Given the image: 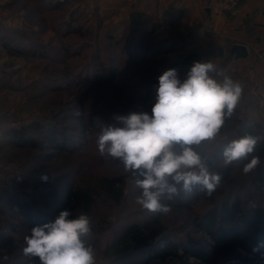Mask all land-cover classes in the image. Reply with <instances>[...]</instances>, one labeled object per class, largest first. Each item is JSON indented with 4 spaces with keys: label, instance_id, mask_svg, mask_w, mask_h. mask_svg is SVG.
<instances>
[{
    "label": "rangeland",
    "instance_id": "1",
    "mask_svg": "<svg viewBox=\"0 0 264 264\" xmlns=\"http://www.w3.org/2000/svg\"><path fill=\"white\" fill-rule=\"evenodd\" d=\"M58 1L62 5L54 9L53 3ZM120 1L0 0V124L4 126L0 136V191L7 192L0 201V226L9 219L18 226L15 232L5 230L3 237L12 235L19 239L30 232L31 222L36 221L31 218L30 224L22 222L25 218L20 220L14 213L21 206L10 203L11 198L20 199L24 206L30 203L34 215L41 217L44 211L51 222L62 211L65 192L72 187L95 183L102 176L127 174L113 158L99 153L97 138L101 128L105 123H112L115 115L141 111L144 105L155 102L158 77L165 71L176 69L183 80L194 62L210 61L222 75L231 76L242 85L241 98L231 117H226L220 133L197 148L210 172L219 174L217 169L221 167L231 171L230 177L221 180L210 195L213 204L202 195L206 191L195 187L189 196L194 198L200 191L197 199L180 198L176 205H169L171 210L166 214L149 212L136 202L141 193L137 180L128 178L126 198L122 202L102 196L89 213L76 215L86 214L91 219L92 234L88 241L94 247L96 264H202L197 254L187 253L182 247L177 254L165 250L163 255L150 258L148 249L130 248L123 231L133 223L159 216L175 242L196 248L214 244L213 236L199 231L194 222L215 203L228 199L232 203L240 197V211L247 219L254 207H264L261 182L264 162L261 160L250 173L243 171L251 156H257L256 148L248 158L230 165L224 164L222 156L228 143L250 134L255 124L264 130V76L258 69L259 63L264 64V58L260 53L253 59L237 60L229 53L227 42L213 38L212 28L201 30L200 22L189 28L178 17L162 24L156 14L149 24L145 14L136 12L133 17L132 4L125 9L127 17L117 20ZM69 20H74L72 26ZM77 27H81L80 31H75ZM5 43L32 53L28 57L12 55ZM218 46L225 48L224 55ZM101 66L114 70L116 81L124 88L120 100L113 92L92 82H77L78 73L91 71L93 74ZM211 75L222 78L216 73ZM58 86L60 89H53ZM54 109L58 112L56 116L52 113ZM82 116L90 127L85 134H82ZM35 123H40L48 133L53 126L60 131V138H63L62 129L70 132L68 145L78 143L75 151L71 155L65 151L49 161L45 156L53 148L39 149L42 158L23 169L34 149L30 145L22 149L12 145L10 131L24 128L43 142L42 136L28 127ZM214 156L219 162L216 169L209 161ZM42 175H47V180H42ZM256 227L255 223L249 231ZM251 237L240 239L245 241ZM243 243L239 242L231 255H239L253 264H264L258 252L264 248V237L255 242L252 250H247ZM4 257L0 250V264L13 261Z\"/></svg>",
    "mask_w": 264,
    "mask_h": 264
},
{
    "label": "clouds",
    "instance_id": "2",
    "mask_svg": "<svg viewBox=\"0 0 264 264\" xmlns=\"http://www.w3.org/2000/svg\"><path fill=\"white\" fill-rule=\"evenodd\" d=\"M213 73L222 75L210 61L194 62L183 80L176 69H169L158 77L151 113L115 115L101 128L99 153L119 161L124 172L141 177L136 181L141 189L136 202L144 210L166 214L171 209L164 201H173L181 191L191 193L199 187L211 195L220 184L221 176L209 171L197 148L220 133L241 98L242 85L231 76L218 79ZM3 128L0 124V136ZM260 140L251 134L232 140L223 149L224 164L248 158ZM260 164L259 157L251 156L243 171L250 173ZM91 234L88 215L73 218L65 209L54 221L33 227L24 237L22 252L37 258L38 264H96L88 241Z\"/></svg>",
    "mask_w": 264,
    "mask_h": 264
},
{
    "label": "trees",
    "instance_id": "3",
    "mask_svg": "<svg viewBox=\"0 0 264 264\" xmlns=\"http://www.w3.org/2000/svg\"><path fill=\"white\" fill-rule=\"evenodd\" d=\"M62 5V1H58L53 3V8H59ZM74 21V20H72ZM72 21H68L70 26ZM81 27H77L75 31H80ZM5 45L9 48V53L12 55H24L29 56L32 53L31 51L11 46L9 44ZM71 76L73 74H70ZM69 75V76H70ZM68 76V77H69ZM77 77V75L75 76ZM81 82H92L99 88L107 89L113 92V95L117 99H121L124 93V88L116 81L114 70L108 69L101 66L98 70L92 72H85L84 74L78 73V81ZM78 83V84H79ZM2 83H0V87ZM53 89H60V87H55ZM154 102L148 103L141 108V111H147L151 113V107ZM53 116H56L58 112H54ZM231 117V116H228ZM82 121V134H85L90 131V127L86 124L85 117H80ZM84 124V125H83ZM29 129H33L37 131L43 138L35 137L31 135L24 128L13 129L10 131L12 145L17 146L19 148H24L25 146L30 145L32 149H34L32 156L26 160V163L22 165V168L25 169L27 165L36 164L39 159L42 158V155L38 152L39 149H52L50 153H46V160L51 161L56 158L59 154H63V152L67 151L69 155L75 151L78 143L72 144V147L68 145L69 133L62 129L61 133L63 138L58 136V129L51 126V132L43 131L42 125L40 123H35ZM255 129L250 130V134L254 136L261 137V140L256 145V153L257 157L260 158L264 162V130L263 127L259 124L254 125ZM84 138V137H83ZM6 143V142H5ZM45 155V154H44ZM68 156V155H66ZM116 163L119 164V161L115 160ZM212 167L216 169L218 167L217 157H211L209 159ZM219 175L221 176V180L226 181L230 175V169H225L223 167L218 168ZM131 178L133 180L141 179L138 175H133L131 173H127L124 175L118 176H102L95 183H84L79 186H74L72 189L65 192V202L62 210L68 209L73 212V218L76 217L78 212L89 213L92 207L95 205L96 200L102 196L107 197L115 202H122L126 198L125 188L127 186V180ZM264 184V178L261 180ZM197 188V187H196ZM201 192H197L194 198H190L189 195L191 193L180 192L179 196H177L173 201H164L165 204L168 205H176L177 201L180 198H185L188 200L197 199L200 196ZM7 195V192L4 190L0 191V201L2 197ZM209 204H213V200L210 198L206 192L202 193ZM211 199V200H210ZM10 203L19 204L21 206L20 209L14 210V213H17L18 218H25L22 222L31 221V218H36L35 222H31L32 228L35 226H40L49 221L45 217V212H42V216L34 215L30 211V203L23 205L22 201L17 198H11ZM188 204L189 202H184ZM181 203V205H184ZM241 207V198L236 197L234 201L231 203L230 200L223 201L222 203L214 204V206L210 207L206 211V213L201 218H196L195 226L199 231H205L209 233L214 238V244H204L199 247H192L187 243H177L175 242L168 233V229L161 217H149L144 219L141 222L133 223L129 227H127L123 231V236L130 246L133 249H148L149 257L153 258L155 256H160L165 253V250H169L172 254H177L179 252L180 247L185 250L187 253L197 254L203 263L202 264H253L243 259L239 255L235 257L232 254L235 250V246L240 242H244L243 244L246 246L247 250H252V247L255 242L259 241L260 238L264 237V207L256 206L253 208V212L249 219L243 217L240 211ZM1 208V207H0ZM40 210V209H39ZM43 210H45L43 208ZM1 211V210H0ZM40 217V218H39ZM14 218V217H13ZM55 219V218H54ZM54 219L52 221H54ZM51 221V222H52ZM257 224L256 229H251V226ZM243 226V228H241ZM10 230L11 232H15L18 230V226L12 222V220H5L4 224L0 226V250L3 251L4 255L7 258H13V261L10 264H38L37 258H29L24 256L22 249L24 247V237L29 235L26 233L19 239H15L10 235L9 237H3V232L5 230ZM242 229V230H241ZM250 233V234H249ZM252 236L249 240L245 239L242 241V237ZM258 244V243H257ZM260 248V247H259ZM260 257L264 259V248H260ZM151 255V256H150Z\"/></svg>",
    "mask_w": 264,
    "mask_h": 264
},
{
    "label": "crops",
    "instance_id": "4",
    "mask_svg": "<svg viewBox=\"0 0 264 264\" xmlns=\"http://www.w3.org/2000/svg\"><path fill=\"white\" fill-rule=\"evenodd\" d=\"M120 2L119 14L115 18L117 20L127 17L126 11L132 4L134 9L130 13H133V17L136 12L145 14L149 24L155 14L162 24L177 17L189 28L193 23L200 22V29L212 28L213 38L219 42H227L230 47L236 43L247 45L249 49L247 58L253 59L260 53L264 58V0H242L241 12L236 17L221 11L219 0H121ZM258 69L264 76L262 62L258 64Z\"/></svg>",
    "mask_w": 264,
    "mask_h": 264
},
{
    "label": "built area",
    "instance_id": "5",
    "mask_svg": "<svg viewBox=\"0 0 264 264\" xmlns=\"http://www.w3.org/2000/svg\"><path fill=\"white\" fill-rule=\"evenodd\" d=\"M241 4L242 0H219L220 10L225 11L231 17H236L240 14Z\"/></svg>",
    "mask_w": 264,
    "mask_h": 264
},
{
    "label": "water",
    "instance_id": "6",
    "mask_svg": "<svg viewBox=\"0 0 264 264\" xmlns=\"http://www.w3.org/2000/svg\"><path fill=\"white\" fill-rule=\"evenodd\" d=\"M218 50L221 55H224L225 48L219 47ZM229 53L237 59L247 58L249 56V49L245 44L236 43L230 47Z\"/></svg>",
    "mask_w": 264,
    "mask_h": 264
}]
</instances>
